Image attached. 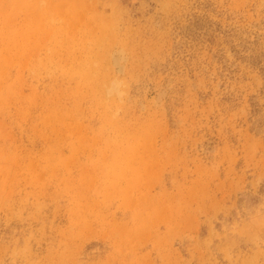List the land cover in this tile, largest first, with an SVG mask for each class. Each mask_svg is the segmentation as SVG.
<instances>
[{
  "label": "rangeland",
  "instance_id": "obj_1",
  "mask_svg": "<svg viewBox=\"0 0 264 264\" xmlns=\"http://www.w3.org/2000/svg\"><path fill=\"white\" fill-rule=\"evenodd\" d=\"M0 264H264V0H0Z\"/></svg>",
  "mask_w": 264,
  "mask_h": 264
}]
</instances>
